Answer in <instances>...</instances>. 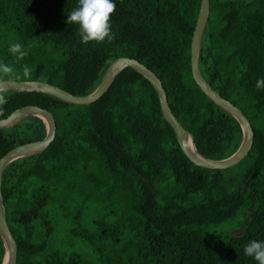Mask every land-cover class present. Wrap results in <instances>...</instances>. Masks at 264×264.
<instances>
[{
	"label": "trees",
	"instance_id": "trees-1",
	"mask_svg": "<svg viewBox=\"0 0 264 264\" xmlns=\"http://www.w3.org/2000/svg\"><path fill=\"white\" fill-rule=\"evenodd\" d=\"M113 2L115 38L84 44L79 26L67 23L78 0H0V62L17 69L14 79H41L83 95L98 85L116 57L136 58L161 79L173 113L193 134L197 150L213 159L231 155L242 140V127L191 73L200 0ZM17 42L28 55L14 63L8 48ZM23 64L32 69L30 77L23 76ZM199 69L252 126L249 151L228 167L209 168L189 159L164 118L154 86L132 66L85 104L7 88L0 117L31 103L48 108L56 121L55 136L43 150L10 160L2 172L5 216L18 248L15 264H151V253L134 250L138 221L151 233L152 227L162 233L200 226L206 233L198 248L212 259L230 250L244 255L251 240L264 241V88H256L264 79V0H209ZM45 134V121L36 114L0 127V157ZM72 164L83 181L76 194L65 184L75 170ZM90 200L100 214L94 212L92 219ZM65 207L72 208V232L63 238L64 250L55 254L59 209ZM237 213L242 214L235 223L243 226L240 232L214 226ZM4 253L0 235V264ZM249 264L258 262L251 257Z\"/></svg>",
	"mask_w": 264,
	"mask_h": 264
},
{
	"label": "water",
	"instance_id": "water-1",
	"mask_svg": "<svg viewBox=\"0 0 264 264\" xmlns=\"http://www.w3.org/2000/svg\"><path fill=\"white\" fill-rule=\"evenodd\" d=\"M209 15V0H200V7L190 44V67L191 73L195 82L199 85L201 90L209 96L214 102L220 105L223 109L231 113L239 121L243 137L238 148L229 156L221 159H213L201 154L194 143V137L179 121L173 113L167 99L165 88L159 76L136 58L129 56H118L105 69L104 74L98 85L89 93L78 95L74 94L56 84L41 80V79H12L6 87L8 89H15L19 91H42L55 95L65 101L72 103L85 104L98 99L110 86L115 76L126 66H132L145 76L154 86L161 111L164 118L169 122L175 131L178 143L183 152L195 164L209 167V168H224L231 166L241 160L249 151L253 141V130L251 123L246 114L232 101L223 97L217 90H215L208 81L203 77L199 69V52L201 46L202 34ZM36 114L43 118L46 124V134L41 139L24 142L7 150L0 157V235L5 244V253L1 264H15L17 260V243L5 216V206L2 194L1 178L5 165L12 159L43 150L54 138L56 131V121L53 113L46 107L37 104H25L12 110L7 116L0 117V127L8 126L18 119L29 115ZM190 138L191 145L187 139ZM243 226L237 229L242 230Z\"/></svg>",
	"mask_w": 264,
	"mask_h": 264
},
{
	"label": "rangeland",
	"instance_id": "rangeland-1",
	"mask_svg": "<svg viewBox=\"0 0 264 264\" xmlns=\"http://www.w3.org/2000/svg\"><path fill=\"white\" fill-rule=\"evenodd\" d=\"M89 157L93 155V153H87ZM75 170L70 171L69 176L72 177L65 181L67 187H73V193L76 194L82 189L83 181L81 179L80 172L76 167L77 164H72ZM78 198V195L75 199ZM89 204H87L89 219L94 217V212L97 213L95 207L96 202L90 200ZM93 209V210H92ZM65 211V214H64ZM72 208L59 209L58 215V223L55 230L54 236V249L55 254H60L64 250V245H66V241H63V238L66 235H69L72 232V226L70 223L73 220ZM100 215L99 213H97ZM242 214L237 213L233 217L228 218L226 221L221 222L219 225L216 224L219 228L227 227L235 229V232H240V226L235 225L238 220H240ZM97 221H102L99 218H96ZM103 222V221H102ZM136 222V221H133ZM145 222L138 221L133 225V235L132 239L136 242V246H134V250L138 249V253H151V257L153 261L151 264H249L251 257L236 253L235 251H224L216 254L214 259L206 258L208 256H204L203 253L198 248V245L203 241V234L206 233L203 231V228L200 226H196L195 224L189 225H180L172 230L163 231L162 233L157 232L158 227H152V230H155L154 233L145 231ZM213 226H206V229H211ZM159 229V228H158ZM145 231V232H144ZM208 235H211L208 233ZM208 240H204V244H206ZM67 246V245H66ZM46 252V251H45ZM44 252V253H45ZM46 254V253H45ZM50 259V257L48 258ZM131 260V257L129 258ZM48 261V260H47ZM45 264H48V262ZM132 262V261H131ZM133 263V262H132ZM139 263V261H138ZM137 263V264H138Z\"/></svg>",
	"mask_w": 264,
	"mask_h": 264
},
{
	"label": "clouds",
	"instance_id": "clouds-1",
	"mask_svg": "<svg viewBox=\"0 0 264 264\" xmlns=\"http://www.w3.org/2000/svg\"><path fill=\"white\" fill-rule=\"evenodd\" d=\"M116 11L113 0H78V5L67 14V23L79 26L82 43L111 42L115 36L112 32L111 17ZM14 57V63H19L28 55L21 43H12L8 48ZM25 78L30 77L32 69L27 65H21ZM18 78L17 69L11 64L0 62V115H3V105L7 103V83ZM256 88H264V79L256 82ZM247 256L253 257L258 264H264V241L251 240L245 247Z\"/></svg>",
	"mask_w": 264,
	"mask_h": 264
},
{
	"label": "bare ground",
	"instance_id": "bare-ground-1",
	"mask_svg": "<svg viewBox=\"0 0 264 264\" xmlns=\"http://www.w3.org/2000/svg\"><path fill=\"white\" fill-rule=\"evenodd\" d=\"M187 141H188L189 145H191V144H190V143H191L190 138H188Z\"/></svg>",
	"mask_w": 264,
	"mask_h": 264
}]
</instances>
